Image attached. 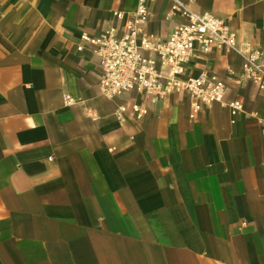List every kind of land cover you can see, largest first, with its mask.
Here are the masks:
<instances>
[{"label": "crops", "instance_id": "1", "mask_svg": "<svg viewBox=\"0 0 264 264\" xmlns=\"http://www.w3.org/2000/svg\"><path fill=\"white\" fill-rule=\"evenodd\" d=\"M182 1L264 51V0ZM138 2L0 0V264H264V93L240 56L195 55L188 73L226 96L192 117L183 92L104 95L99 56L77 49L122 35L114 13ZM148 6L158 36L184 21L171 0Z\"/></svg>", "mask_w": 264, "mask_h": 264}, {"label": "built area", "instance_id": "2", "mask_svg": "<svg viewBox=\"0 0 264 264\" xmlns=\"http://www.w3.org/2000/svg\"><path fill=\"white\" fill-rule=\"evenodd\" d=\"M171 1L172 14L181 16L184 21L167 37L148 31V0H139L137 8L128 16L123 12L114 13L117 18L125 19L122 35L113 27L99 36L86 32L81 35L77 49L82 51L89 47L101 60L104 75L100 88L104 95L116 98L138 93L162 99L172 92H183L190 98L194 117L205 106L223 103L226 85L217 74H189V64L199 52L222 49L240 56L238 76L252 81L264 93V51L261 48L240 44L225 19L209 12L194 11L182 0ZM67 102L75 101L67 98ZM230 107L234 112L241 111L242 100L232 101ZM126 110L121 107L119 113ZM131 110L139 120L148 113L147 107L138 103L133 104Z\"/></svg>", "mask_w": 264, "mask_h": 264}]
</instances>
